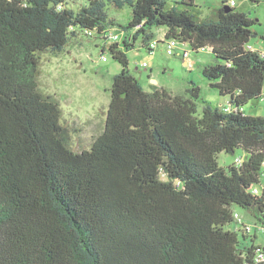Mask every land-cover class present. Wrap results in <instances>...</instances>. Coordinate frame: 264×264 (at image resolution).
Returning <instances> with one entry per match:
<instances>
[{
    "label": "trees",
    "instance_id": "obj_1",
    "mask_svg": "<svg viewBox=\"0 0 264 264\" xmlns=\"http://www.w3.org/2000/svg\"><path fill=\"white\" fill-rule=\"evenodd\" d=\"M237 1L204 14L195 0H89L78 11L65 0H0V264L263 259L254 226L264 232V115L244 107L263 98L264 51L250 44L259 22ZM125 6L132 17L121 40L108 42L116 21L107 10ZM155 27H166L163 40ZM86 37L104 41L122 70L104 130L79 150L76 128L40 75L43 53ZM170 39L174 56L212 54L200 71L226 103L203 97L192 78L184 91L144 87L129 51L140 42L154 52ZM238 151L241 161L219 164L221 153Z\"/></svg>",
    "mask_w": 264,
    "mask_h": 264
},
{
    "label": "rangeland",
    "instance_id": "obj_2",
    "mask_svg": "<svg viewBox=\"0 0 264 264\" xmlns=\"http://www.w3.org/2000/svg\"><path fill=\"white\" fill-rule=\"evenodd\" d=\"M180 1V0H170ZM67 6L78 11L89 3V0H65ZM207 14L215 6H219L221 0H195ZM237 9L241 12H252L253 17L259 22L255 29L258 36L252 38L250 44L256 48L264 49V0H238ZM110 18L116 21L111 28V33H121L120 25L127 24L131 17V9L125 6L123 9L108 8ZM155 40H163L166 27H155ZM110 39V40H109ZM112 42V38H108ZM104 41L96 38H83L80 42H74L66 51L58 55L43 53L41 59L40 86L46 93L55 95L61 102L63 114L68 124L76 128L74 133L75 148L81 150L87 148L93 135L99 134L105 128L106 114L111 101V87L113 76L122 70V65L113 59L109 50L103 52ZM190 51V50H189ZM191 52L190 59L196 63L190 70L180 56L170 55L165 44H159L154 52L140 46L129 51V68L139 78L145 88L150 89L152 82L150 76L157 80V84L169 87L174 91H184L188 87L189 79L201 82L202 96L215 104L226 103L227 98L212 89L203 80L200 66L197 61L210 62L213 56L208 51L199 53ZM106 57L105 61L103 58ZM147 63V66L144 65ZM247 115H264V89L263 98L254 100L244 107ZM65 123V120L62 119ZM223 152L219 155L218 162L221 166H229L241 155ZM264 184V178H263ZM261 186V185H260ZM264 188V185L261 186ZM243 219L252 225L255 224L247 211H240ZM237 226L234 222L229 228ZM257 231V244L264 247V232Z\"/></svg>",
    "mask_w": 264,
    "mask_h": 264
},
{
    "label": "built area",
    "instance_id": "obj_3",
    "mask_svg": "<svg viewBox=\"0 0 264 264\" xmlns=\"http://www.w3.org/2000/svg\"><path fill=\"white\" fill-rule=\"evenodd\" d=\"M232 4H235V2L233 1ZM109 37L112 38V41H120L122 36L119 35V34H113V33H111V34L108 35V38ZM155 46H156V41H154L152 43V47L154 48ZM165 46L167 47L168 53L170 55H174V54H176V48L178 47V41L177 40H174V39L166 40V45ZM178 54L180 56H182L183 59L186 60V66L188 68H194L195 67V62L190 59V52L189 51H183V53L182 52H179ZM263 56H264V52H263ZM103 59L105 61L107 60L106 57H104ZM144 65L147 66V63H144ZM236 161H241V158L238 157L236 159ZM237 216H238V220L241 221L242 220V217H240L239 215H237ZM262 261H264V257L259 262H262Z\"/></svg>",
    "mask_w": 264,
    "mask_h": 264
},
{
    "label": "crops",
    "instance_id": "obj_4",
    "mask_svg": "<svg viewBox=\"0 0 264 264\" xmlns=\"http://www.w3.org/2000/svg\"><path fill=\"white\" fill-rule=\"evenodd\" d=\"M263 38H264V36L263 35H261ZM251 46L254 48V49H257V50H263L264 51V49L263 48H256L254 45H252L251 44ZM184 60V63H185V65H186V60L185 59H183ZM209 62V61H208ZM205 63H207V62H201V61H197V65H203V64H205ZM195 65H196V63H195ZM150 79H152V82L153 83H158L157 82V80L153 77V76H150Z\"/></svg>",
    "mask_w": 264,
    "mask_h": 264
},
{
    "label": "water",
    "instance_id": "obj_5",
    "mask_svg": "<svg viewBox=\"0 0 264 264\" xmlns=\"http://www.w3.org/2000/svg\"><path fill=\"white\" fill-rule=\"evenodd\" d=\"M226 7V6H225ZM258 264H264V261H262V262H259Z\"/></svg>",
    "mask_w": 264,
    "mask_h": 264
}]
</instances>
